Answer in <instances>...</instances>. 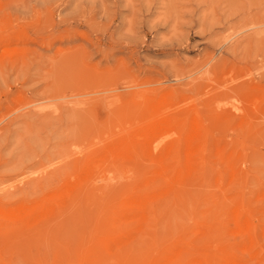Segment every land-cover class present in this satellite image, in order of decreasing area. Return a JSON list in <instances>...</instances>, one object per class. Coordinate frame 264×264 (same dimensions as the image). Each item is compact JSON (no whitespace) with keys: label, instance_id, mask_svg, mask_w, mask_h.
<instances>
[{"label":"rangeland","instance_id":"1","mask_svg":"<svg viewBox=\"0 0 264 264\" xmlns=\"http://www.w3.org/2000/svg\"><path fill=\"white\" fill-rule=\"evenodd\" d=\"M162 263L264 264V0H0V264Z\"/></svg>","mask_w":264,"mask_h":264},{"label":"bare ground","instance_id":"2","mask_svg":"<svg viewBox=\"0 0 264 264\" xmlns=\"http://www.w3.org/2000/svg\"><path fill=\"white\" fill-rule=\"evenodd\" d=\"M161 124H162V123H161ZM163 127H164V126H163ZM191 135H192V134H191ZM148 136H149V135H148ZM150 136H151V135H150ZM204 146H205V145H204ZM140 148H141V147H140ZM200 149H201V148H199L198 151H199ZM135 150H137V149H135ZM194 150H195V149H194ZM111 151H112V150H111ZM187 151H188V150H187ZM189 153H191V152H189ZM192 153H193V152H192ZM167 154H168V153H167ZM183 154H184V153H183ZM187 154H188V153H187ZM170 156H171V155H170ZM185 160H186V159H185ZM85 173H86V172H85ZM147 176H148V175H147ZM177 177H178V176H177ZM138 181H139V180H138ZM91 192H92V191H91ZM135 195H136V194H135ZM152 199H153V198H152ZM142 208H143V207H142ZM142 208H141V209H142ZM109 210H110V209H109ZM24 211H25V210H24ZM24 211H23V212H24ZM38 211H39V210H38ZM43 214H44V213H43ZM131 217H132V216H131ZM135 217H138V215L135 216ZM133 218H134V217H133ZM129 219H130V218H129ZM142 222H144V221H142ZM31 223H32V222H31ZM141 228H142V227H141ZM141 230H142V229H141ZM245 230H246V228H245ZM139 232H140V231H139ZM247 232H248V231H247ZM118 233H119V232H118ZM137 233H138V232H137ZM138 236H139V235H138ZM113 239H114V237H113ZM98 240H99V239H98ZM105 240H107V239H105ZM107 241H109V240H107ZM103 242H104V240H103ZM103 242H102V243H103ZM98 244H99V243H98ZM86 246H87V245H86ZM110 246H111V245H110ZM126 246H127V245H126ZM178 251H179V250H178ZM80 258H81V257H80ZM113 261H114V260H113ZM204 261H205V260H204ZM163 263H164V262H163ZM163 263H162V264H163ZM205 263H207V262H205Z\"/></svg>","mask_w":264,"mask_h":264}]
</instances>
